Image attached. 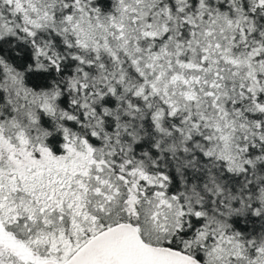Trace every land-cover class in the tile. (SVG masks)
<instances>
[{
    "label": "snow or ice",
    "instance_id": "obj_1",
    "mask_svg": "<svg viewBox=\"0 0 264 264\" xmlns=\"http://www.w3.org/2000/svg\"><path fill=\"white\" fill-rule=\"evenodd\" d=\"M0 264H264V0H0Z\"/></svg>",
    "mask_w": 264,
    "mask_h": 264
}]
</instances>
